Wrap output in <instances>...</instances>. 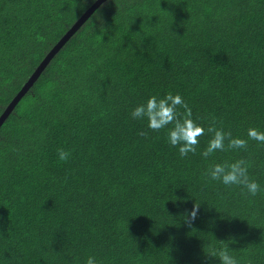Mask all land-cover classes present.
Returning <instances> with one entry per match:
<instances>
[{
	"label": "trees",
	"instance_id": "obj_1",
	"mask_svg": "<svg viewBox=\"0 0 264 264\" xmlns=\"http://www.w3.org/2000/svg\"><path fill=\"white\" fill-rule=\"evenodd\" d=\"M94 0H0V114ZM0 264H264V0H106L0 126Z\"/></svg>",
	"mask_w": 264,
	"mask_h": 264
},
{
	"label": "water",
	"instance_id": "obj_2",
	"mask_svg": "<svg viewBox=\"0 0 264 264\" xmlns=\"http://www.w3.org/2000/svg\"><path fill=\"white\" fill-rule=\"evenodd\" d=\"M106 0H94L90 6H88L80 16L70 25L65 33L52 45V47L43 56L40 62L35 66L28 79L24 82L17 93L8 102L4 110L0 114V126L3 121L9 115L10 111L14 108L20 98L24 95L27 89L32 85L33 81L40 75L42 70L46 67L52 57L58 52V50L69 40V38L79 29V27L88 19V17L94 12V10Z\"/></svg>",
	"mask_w": 264,
	"mask_h": 264
}]
</instances>
